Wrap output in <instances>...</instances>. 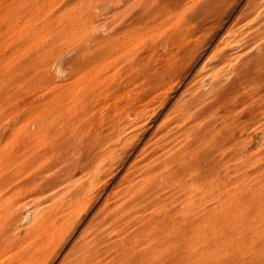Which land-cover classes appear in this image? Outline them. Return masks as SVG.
<instances>
[{"label":"rangeland","instance_id":"1","mask_svg":"<svg viewBox=\"0 0 264 264\" xmlns=\"http://www.w3.org/2000/svg\"><path fill=\"white\" fill-rule=\"evenodd\" d=\"M26 262L264 264V0H0V264Z\"/></svg>","mask_w":264,"mask_h":264},{"label":"bare ground","instance_id":"2","mask_svg":"<svg viewBox=\"0 0 264 264\" xmlns=\"http://www.w3.org/2000/svg\"><path fill=\"white\" fill-rule=\"evenodd\" d=\"M259 1V0H258ZM261 2V1H260ZM254 8V7H253ZM256 9V8H255ZM255 11V10H254ZM253 11V12H254ZM250 14V13H249ZM248 14V15H249ZM244 15V14H243ZM246 17H247V14H246ZM198 84V83H197ZM157 98V97H156ZM144 106V105H143ZM149 111V110H148ZM188 112H191V111H188ZM143 113V112H142ZM147 113V112H146ZM129 114V113H128ZM146 115V114H145ZM108 119V118H107ZM125 120V119H124ZM136 120V119H135ZM119 123H121V122H119ZM122 124V123H121ZM133 124V123H132ZM121 126V125H120ZM178 127V126H177ZM115 130V129H114ZM173 139V138H172ZM114 143V142H113ZM172 144V143H171ZM170 146V145H169ZM152 150V149H151ZM146 160V159H145ZM91 168V167H90ZM98 178V177H97ZM131 188H132V186H131ZM124 190V189H123ZM124 195V194H123ZM126 196H127V194H126ZM130 199V198H129ZM134 199V198H133ZM124 201H125V199H123ZM115 201V200H114ZM114 201H113V203H114ZM84 202V201H83ZM107 202V201H106ZM112 203V204H113ZM118 203V202H117ZM115 204H116V202H115ZM130 204V203H129ZM77 205H78V203H77ZM110 205V208H112L111 206H115V205H111V204H109ZM116 206H117V204H116ZM130 207V206H129ZM112 209H114V208H112ZM125 210H127V209H125ZM73 213V212H72ZM103 214V213H102ZM104 215H106V214H104ZM103 218V217H102ZM193 220V219H192ZM198 221V220H197ZM59 228L58 229H60L61 227H62V225H59L58 226ZM192 227V226H191ZM47 228V227H46ZM52 231V230H51ZM56 231V229L54 228L53 229V233ZM32 232H30L29 234H31ZM44 233V232H43ZM52 233V234H53ZM33 235V234H32ZM24 237H26V236H24ZM13 238V237H12ZM11 238V239H12ZM91 238V237H90ZM31 239V238H30ZM30 239H29V241H30ZM10 240H8L7 242H5V244L6 243H8ZM13 241V240H12ZM15 242H16V240H14ZM142 241V240H141ZM36 242V241H35ZM17 243V242H16ZM25 243V242H24ZM18 244V243H17ZM23 244V243H22ZM12 245V244H11ZM20 245H21V243H20ZM79 245H80V243H79ZM14 246V245H13ZM31 246V245H30ZM102 247V246H101ZM36 249V248H35ZM84 249V248H83ZM34 250V249H33ZM144 250V249H143ZM34 251H36V250H34ZM77 254V258H79L80 256H81V258H83L84 256L86 257V256H88V254L86 255V253H85V251L83 250V251H79L78 253H76ZM99 254V253H98ZM138 255V254H137ZM76 260V259H75ZM85 260V259H84ZM76 262V261H75ZM82 262V261H81ZM80 262V263H81ZM27 263V262H26ZM83 263V262H82ZM27 264H29V263H27ZM30 264H35V262L34 263H30ZM66 264V263H65ZM75 264V263H74Z\"/></svg>","mask_w":264,"mask_h":264}]
</instances>
